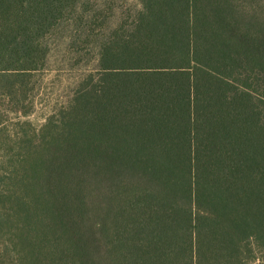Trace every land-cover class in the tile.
<instances>
[{"label": "trees", "instance_id": "16d2710c", "mask_svg": "<svg viewBox=\"0 0 264 264\" xmlns=\"http://www.w3.org/2000/svg\"><path fill=\"white\" fill-rule=\"evenodd\" d=\"M80 1L0 0V264H264V0H138L10 131Z\"/></svg>", "mask_w": 264, "mask_h": 264}, {"label": "rangeland", "instance_id": "374dc122", "mask_svg": "<svg viewBox=\"0 0 264 264\" xmlns=\"http://www.w3.org/2000/svg\"><path fill=\"white\" fill-rule=\"evenodd\" d=\"M138 9V0H81L73 16L48 38L45 67L30 78L31 111L11 116L9 130L39 131L66 107L84 79L97 72L100 46L109 33L119 23L131 22Z\"/></svg>", "mask_w": 264, "mask_h": 264}]
</instances>
